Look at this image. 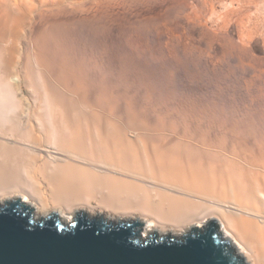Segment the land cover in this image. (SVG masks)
I'll list each match as a JSON object with an SVG mask.
<instances>
[{"label": "rangeland", "instance_id": "374dc122", "mask_svg": "<svg viewBox=\"0 0 264 264\" xmlns=\"http://www.w3.org/2000/svg\"><path fill=\"white\" fill-rule=\"evenodd\" d=\"M8 3L15 12L0 6V74L10 71L17 101L86 105L105 123L131 124L118 130L140 151L151 140L181 157L188 134L202 144L208 136L222 151L206 154L216 168L220 157L264 156V0ZM230 143L253 156L229 154ZM2 175L0 190L9 184ZM186 198L195 211L205 203Z\"/></svg>", "mask_w": 264, "mask_h": 264}, {"label": "bare ground", "instance_id": "6f19581e", "mask_svg": "<svg viewBox=\"0 0 264 264\" xmlns=\"http://www.w3.org/2000/svg\"><path fill=\"white\" fill-rule=\"evenodd\" d=\"M0 6L15 12L12 4L6 7L8 0H0ZM14 94L7 70L0 74V178L4 174L9 184L0 190V205L19 199L42 216L56 212L67 224L77 215L139 218L144 238L181 237L213 221L244 264H264L263 155L248 164L244 157H220L216 168L206 154L222 151L213 148L210 137L202 144L190 134L181 157L179 149L151 140H147L151 149L140 151L132 136L118 130L123 126L134 130L131 124L105 123L86 105L24 104ZM84 112L90 115L72 119ZM228 145L229 154L253 156L251 150ZM137 189L142 192L139 205L134 202ZM191 194L205 202L199 211L194 210L195 200L186 198ZM185 212L186 222L170 221ZM208 212L214 216L208 219Z\"/></svg>", "mask_w": 264, "mask_h": 264}, {"label": "water", "instance_id": "95a60500", "mask_svg": "<svg viewBox=\"0 0 264 264\" xmlns=\"http://www.w3.org/2000/svg\"><path fill=\"white\" fill-rule=\"evenodd\" d=\"M141 219H90L67 224L19 199L0 205V264H244L217 222L181 237H143Z\"/></svg>", "mask_w": 264, "mask_h": 264}]
</instances>
